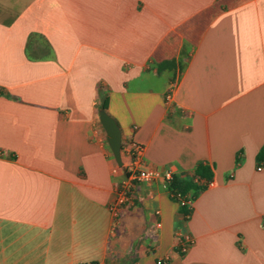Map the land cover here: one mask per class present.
I'll use <instances>...</instances> for the list:
<instances>
[{"label": "crops", "instance_id": "obj_1", "mask_svg": "<svg viewBox=\"0 0 264 264\" xmlns=\"http://www.w3.org/2000/svg\"><path fill=\"white\" fill-rule=\"evenodd\" d=\"M103 99L189 218L159 182L113 215ZM158 258L264 264V0H0V264Z\"/></svg>", "mask_w": 264, "mask_h": 264}, {"label": "built area", "instance_id": "obj_2", "mask_svg": "<svg viewBox=\"0 0 264 264\" xmlns=\"http://www.w3.org/2000/svg\"><path fill=\"white\" fill-rule=\"evenodd\" d=\"M175 87L169 91L166 101L172 100V94ZM144 148L136 142H130L125 150L121 151L122 166L113 169L114 175H121L116 190V201L111 206V212L116 217L120 210L126 206L133 205L135 200V189L139 184L153 185L157 182L162 184L163 189L169 194L185 218L191 215L195 197L191 193H183L178 190H170V184L175 178V173L170 169L149 168L144 163ZM125 158V159H124ZM260 170V169H259ZM208 186H213L209 183ZM160 215L159 211L155 216ZM156 228H161V223L156 224ZM177 251L179 254H185L193 245V238L184 233H177ZM152 250H156L153 248ZM151 250V252H152ZM168 259L158 258L156 264H168Z\"/></svg>", "mask_w": 264, "mask_h": 264}, {"label": "water", "instance_id": "obj_3", "mask_svg": "<svg viewBox=\"0 0 264 264\" xmlns=\"http://www.w3.org/2000/svg\"><path fill=\"white\" fill-rule=\"evenodd\" d=\"M100 121L107 133V140L110 149L113 153L114 159L118 166H122V136L119 125L117 122L107 114L105 110H100L99 113Z\"/></svg>", "mask_w": 264, "mask_h": 264}, {"label": "trees", "instance_id": "obj_4", "mask_svg": "<svg viewBox=\"0 0 264 264\" xmlns=\"http://www.w3.org/2000/svg\"><path fill=\"white\" fill-rule=\"evenodd\" d=\"M165 65H168V63ZM101 109L107 110L106 99H103ZM195 175L199 179H206V180H210L211 176H212L209 168H207L203 165H200L196 169ZM170 190H178V191L183 192V193H190L192 191L194 197L196 198L197 195L201 192L202 188H200V186H198L196 183H194L191 180H183V179L175 176L174 180L170 184Z\"/></svg>", "mask_w": 264, "mask_h": 264}]
</instances>
